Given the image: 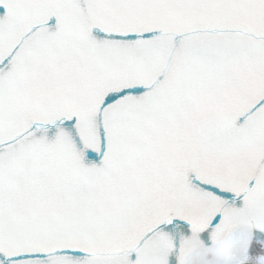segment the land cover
<instances>
[{"label":"snow or ice","instance_id":"obj_1","mask_svg":"<svg viewBox=\"0 0 264 264\" xmlns=\"http://www.w3.org/2000/svg\"><path fill=\"white\" fill-rule=\"evenodd\" d=\"M258 199L264 0H0V264H188Z\"/></svg>","mask_w":264,"mask_h":264}]
</instances>
